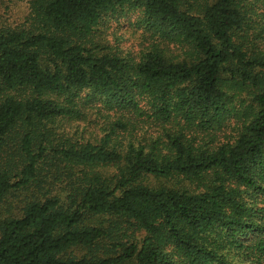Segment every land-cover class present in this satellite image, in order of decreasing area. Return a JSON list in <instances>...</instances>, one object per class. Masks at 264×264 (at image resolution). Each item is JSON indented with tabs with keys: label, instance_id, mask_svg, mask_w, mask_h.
<instances>
[{
	"label": "trees",
	"instance_id": "1",
	"mask_svg": "<svg viewBox=\"0 0 264 264\" xmlns=\"http://www.w3.org/2000/svg\"><path fill=\"white\" fill-rule=\"evenodd\" d=\"M8 1L0 264H264V0Z\"/></svg>",
	"mask_w": 264,
	"mask_h": 264
},
{
	"label": "rangeland",
	"instance_id": "2",
	"mask_svg": "<svg viewBox=\"0 0 264 264\" xmlns=\"http://www.w3.org/2000/svg\"><path fill=\"white\" fill-rule=\"evenodd\" d=\"M27 15L28 5L26 2H9L8 0H3L0 9V26L16 28L24 22ZM128 28L127 24L121 27L112 24L109 30V40L115 43L117 39V43L122 50H127L137 39V36H134L132 31ZM83 126L84 125L81 124V129ZM90 130L91 129H88V132H90Z\"/></svg>",
	"mask_w": 264,
	"mask_h": 264
}]
</instances>
